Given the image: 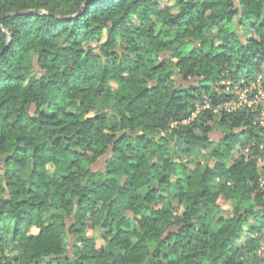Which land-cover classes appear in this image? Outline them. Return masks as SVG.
<instances>
[{"label": "trees", "instance_id": "1", "mask_svg": "<svg viewBox=\"0 0 264 264\" xmlns=\"http://www.w3.org/2000/svg\"><path fill=\"white\" fill-rule=\"evenodd\" d=\"M259 78L264 0H0V264H262L254 114L181 163Z\"/></svg>", "mask_w": 264, "mask_h": 264}, {"label": "rangeland", "instance_id": "2", "mask_svg": "<svg viewBox=\"0 0 264 264\" xmlns=\"http://www.w3.org/2000/svg\"><path fill=\"white\" fill-rule=\"evenodd\" d=\"M252 84H253V82H251L248 85V88L250 91L252 90L251 89ZM222 85H224V83L219 84V86H222ZM226 85L228 86V89L225 88L224 91L226 93L234 95L233 99L229 102H235V100H236V89H235V87H237L239 84H237L235 86H231L230 84H226ZM204 100H205L204 104L202 106L198 107L196 113L193 115L191 120L194 119L201 111H203L205 109H211L210 101H209L207 96L205 97ZM225 104L214 110L216 117H215L214 121L210 124V126L212 127L211 138L214 141V145L212 146V148H210L208 150H204L200 154H197V155L193 156L192 158L181 156L182 157L181 163L186 167L187 172L195 170L197 168V165H200L202 168H206L208 166L214 167L215 164L210 158V153L212 152V150L217 145L216 143H218L221 139H223L225 137V130L218 125L220 116H221L222 112L225 111V109H224ZM259 112H260L259 114H256L254 116L255 117L254 122L257 123L256 126H258L259 128H262L264 130V127H262V125H261V123L263 121V119L260 115L262 112L261 108L259 109ZM255 145H256V141H252L250 144L247 143L243 147H238V149H236V151L234 152L235 158H238L239 156H241L243 154L247 155L249 153V151H252V148L255 147ZM257 161H258L259 167L264 166V159H262L261 156L257 159ZM104 169H105V160L102 158L97 164L94 165V170L98 171V170H104ZM218 182H219V180H218ZM261 184L263 185L264 181H262ZM174 206L176 207V204H174ZM176 208L180 211L179 207H176ZM228 215L229 214L227 212L224 213V217H227ZM34 232L37 233L36 230H34ZM104 234H105L104 230H100V229L95 230V231L90 230L88 232V237L94 238L96 241L97 247L101 248L104 245V241L102 239ZM252 238H254V236L250 233L249 229H247L240 242H241V244H243L246 241L251 240ZM5 254H6V256L11 258L12 256L15 255V250L7 248V249H5ZM257 256H258L259 260L262 262V264H264V241L261 243V248L258 251Z\"/></svg>", "mask_w": 264, "mask_h": 264}, {"label": "built area", "instance_id": "3", "mask_svg": "<svg viewBox=\"0 0 264 264\" xmlns=\"http://www.w3.org/2000/svg\"><path fill=\"white\" fill-rule=\"evenodd\" d=\"M235 89L236 100L235 102H227L224 108L225 111L227 113H233L239 110H248L255 116L260 113L259 109L261 108L262 112L260 115L263 119L261 125L264 127V89L261 78L253 82L251 91L244 80H242ZM254 124L256 125L257 123L254 122ZM260 149L264 152V142L260 144Z\"/></svg>", "mask_w": 264, "mask_h": 264}]
</instances>
